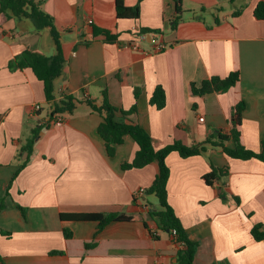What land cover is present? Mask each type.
<instances>
[{
	"label": "crops",
	"instance_id": "0c3cea01",
	"mask_svg": "<svg viewBox=\"0 0 264 264\" xmlns=\"http://www.w3.org/2000/svg\"><path fill=\"white\" fill-rule=\"evenodd\" d=\"M117 1L42 0L60 31L65 58L63 75L54 82L56 98L72 94L101 100L106 90L115 107L136 105L132 118L150 134L155 150L175 141L200 143L218 129L228 132L234 106L245 102L241 141L261 151L264 20H256L254 10L263 0H183L174 30V0H120L127 7L139 4L138 20L118 19ZM94 28L117 40L93 36ZM140 29L155 32L141 34ZM26 49L54 54L49 30L37 33L29 20L0 13V198L6 204L0 212V264H176L174 236L153 221L150 229L137 220L111 222L98 231L96 221L61 218L139 217L146 209L134 202L135 193L151 186L159 165L123 169L137 143L127 135L109 156L97 132L103 119L84 103L75 114H63V123L52 124L43 82L29 68H8ZM232 72L239 73V81L227 92L192 94L193 83ZM157 86L166 93L161 110L150 104ZM34 136L29 154L23 147ZM166 162L168 201L189 239L199 244L194 264H264V242L251 234L258 224L264 231V163L233 159L219 149L188 158L172 152ZM210 162L229 168L225 182L206 183ZM64 229L71 238H65Z\"/></svg>",
	"mask_w": 264,
	"mask_h": 264
},
{
	"label": "trees",
	"instance_id": "16d2710c",
	"mask_svg": "<svg viewBox=\"0 0 264 264\" xmlns=\"http://www.w3.org/2000/svg\"><path fill=\"white\" fill-rule=\"evenodd\" d=\"M182 1L183 0H174L175 18L171 27L173 30L177 28L181 21L183 11ZM229 1L235 2L236 0ZM0 13L7 17L29 20L37 33L49 30L51 34L55 46L54 54L49 56L26 49L16 55L8 64V68L11 71L24 70L27 68L31 69L35 76L43 82L46 100L51 106L50 120H54L58 115H73L78 106L84 103L91 112L98 114L103 119L98 126L97 132L104 140L109 156L112 157L115 155L116 147L124 142L125 136L127 135H130L137 143L138 149L135 152L133 160L124 163L122 165L123 169H141L153 162H157L159 165V172L151 186L145 189L142 196L137 197V195H135L134 202H139V205L146 209V212L140 213L139 217L128 216L124 213H90L61 214V218L63 220L73 221H96L98 222V231H101L106 225L115 221L140 220L147 228H149L148 221H153L161 231H168L170 234H172L173 230L177 231L174 237L177 246L176 264H194L199 244L189 239L186 229L168 201L167 184L170 177V168L167 165L166 159L172 152H178L181 157L188 158L195 155H203L207 153L209 149H219L233 159H257L264 163V139L261 142V151L259 152L247 148L241 141L240 127L242 125L243 112L246 107L245 102H240L234 106L231 127L228 132H223L222 129H218L212 131L206 139L200 143L185 145L180 141H175L162 149L155 150L150 134L132 118V116L137 113L136 105L132 106L130 109L115 107L109 102L106 90L103 91L101 100H83L72 94H63L59 99L56 98L54 82L63 75L65 58L63 55L60 31L55 24L54 18L42 9V0H0ZM116 13L118 19L138 20L140 6L137 4L133 7H127L122 1L118 0L116 3ZM254 18L256 20H264V0L256 5ZM139 32L141 34H146L155 31L140 29ZM99 35L104 36L105 41L108 42H115L117 40L116 35H113L109 31L94 28L93 36ZM238 81L239 73L232 72L225 78L211 77L210 79L203 80L200 85L193 83L191 85V91L193 95L199 97L212 93H224L235 87ZM134 95L136 99L139 98L140 90L138 88H135ZM150 104L159 110L165 107L166 93L161 86H157L152 93ZM33 134L36 136L38 131L34 130ZM35 136L27 140L23 147L29 154L33 151ZM230 142L233 143L232 147L228 146ZM28 163L29 158L21 164L18 171L13 175L9 187L22 168ZM210 166L211 172L204 177L206 183L208 185H213L217 180H223L225 182L229 174V168L216 167L212 162H210ZM148 197H152L153 202L148 200ZM236 200L239 202L238 198ZM5 208V200L4 198H0V212ZM20 209L23 215H25L24 209L22 207H20ZM4 234L10 235V233ZM251 234L256 241L264 242L262 225H254ZM152 235L154 236V233H152ZM64 236L65 238H71L72 233L64 229ZM55 253L61 252L56 251Z\"/></svg>",
	"mask_w": 264,
	"mask_h": 264
},
{
	"label": "built area",
	"instance_id": "2783aa9c",
	"mask_svg": "<svg viewBox=\"0 0 264 264\" xmlns=\"http://www.w3.org/2000/svg\"><path fill=\"white\" fill-rule=\"evenodd\" d=\"M134 31H135V33H137V30H134ZM164 48H165L164 45H160V46H159V49H160V50H161V49H164ZM36 109H37V110L40 109V106H39V105H36ZM199 120H200V121H203L204 119L201 117ZM61 123H63V117H62V115H58V116L52 121V124H61ZM144 192H145V189H144V188H141V189H139V190L135 193V195H137V197H140V196H142V195L144 194ZM176 234H177V231H176V230H173V231H172V235L175 237Z\"/></svg>",
	"mask_w": 264,
	"mask_h": 264
},
{
	"label": "water",
	"instance_id": "95a60500",
	"mask_svg": "<svg viewBox=\"0 0 264 264\" xmlns=\"http://www.w3.org/2000/svg\"><path fill=\"white\" fill-rule=\"evenodd\" d=\"M168 232V231H167Z\"/></svg>",
	"mask_w": 264,
	"mask_h": 264
}]
</instances>
